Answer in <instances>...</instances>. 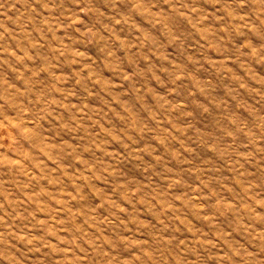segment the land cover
Segmentation results:
<instances>
[{
    "label": "rangeland",
    "instance_id": "1",
    "mask_svg": "<svg viewBox=\"0 0 264 264\" xmlns=\"http://www.w3.org/2000/svg\"><path fill=\"white\" fill-rule=\"evenodd\" d=\"M0 264H264V0H0Z\"/></svg>",
    "mask_w": 264,
    "mask_h": 264
}]
</instances>
